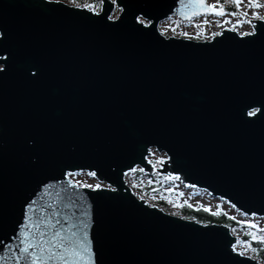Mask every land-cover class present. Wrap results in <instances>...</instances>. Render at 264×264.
Instances as JSON below:
<instances>
[{"label":"water","instance_id":"obj_1","mask_svg":"<svg viewBox=\"0 0 264 264\" xmlns=\"http://www.w3.org/2000/svg\"><path fill=\"white\" fill-rule=\"evenodd\" d=\"M98 1L0 0V264H264L127 179L140 165L264 216V18L200 39L160 22L209 0Z\"/></svg>","mask_w":264,"mask_h":264},{"label":"rangeland","instance_id":"obj_2","mask_svg":"<svg viewBox=\"0 0 264 264\" xmlns=\"http://www.w3.org/2000/svg\"><path fill=\"white\" fill-rule=\"evenodd\" d=\"M70 4L75 5H92L94 9H100V2L92 0H65ZM209 2L222 7L234 6L233 9L225 10L224 15H216L215 13L208 12L198 15L191 20H181L178 17H172L160 22V29L166 34H174L179 36H189L193 38H210L213 35L219 33L223 28H235L240 32H248L253 30L251 23H239L242 20L250 21L252 18H264V0H255V3L262 5L261 7H250V0H240V4L237 7L234 0H209ZM225 5V6H223ZM121 11L117 8L113 13V16H117ZM231 13H239V15H231ZM247 13V16L243 14ZM208 21V23H205ZM230 21V23H224ZM167 156L165 152H159L153 150L150 155L157 165L164 160ZM140 166H137V168ZM134 176L133 184H137L141 187L150 186L149 192L153 198H163L171 200L174 203L191 202L192 204L202 205L210 209H222L228 211L229 214L235 216L242 225H237L234 229L236 235H238V242L236 247L243 250L244 253L254 254V249L247 239L244 237L243 232L249 231L251 238L264 237V216L247 215L242 211H239L234 205L224 198L213 195L211 191L201 189L195 186H190L182 183L176 175L170 176L162 172H158L154 175H141L136 173V170H132ZM130 173V172H129ZM127 174V179L131 175ZM73 178L81 183L90 186L107 185L105 182H100L96 177L87 172H75L72 174ZM264 242V240H262Z\"/></svg>","mask_w":264,"mask_h":264},{"label":"trees","instance_id":"obj_3","mask_svg":"<svg viewBox=\"0 0 264 264\" xmlns=\"http://www.w3.org/2000/svg\"><path fill=\"white\" fill-rule=\"evenodd\" d=\"M95 1V0H92ZM225 6V5H223ZM234 6H226L224 7L226 10L233 9ZM229 8V9H228ZM179 21H181L179 19ZM139 173V170L136 171ZM130 182H133L134 176L131 173V177L128 179ZM135 191L140 195L146 197L152 204H158L164 207L166 210L171 211L176 214H180L187 217H193L204 222H225L232 226V230L234 231L237 225H242L241 221H239L235 216L228 213L225 210H218V209H210L208 207L202 205L192 204L191 202H183V203H174L171 200H166L163 198H153L150 196L149 192L145 191L150 186L141 187L137 184L130 183ZM150 190V188H148ZM243 236L247 237L250 241L253 249H254V256L259 257L261 260L264 261V242L259 240L258 238H251L252 236L249 234V231H244ZM243 251V250H242ZM244 252V251H243Z\"/></svg>","mask_w":264,"mask_h":264},{"label":"snow or ice","instance_id":"obj_4","mask_svg":"<svg viewBox=\"0 0 264 264\" xmlns=\"http://www.w3.org/2000/svg\"><path fill=\"white\" fill-rule=\"evenodd\" d=\"M234 2L236 3L237 7L239 6L240 4V0H234ZM249 6L250 7H261L262 5L258 4V3H255V0H250V3H249ZM86 7H93L92 5H86ZM206 7H209L211 11L215 12L216 15H224V11H223V7L221 6V8L219 10H217L216 6L215 5H211V6H206ZM231 15H239V13H231ZM244 16H247V13H244L243 14ZM257 18H260V17H257ZM205 23H208V21H205ZM224 23H230V21H225ZM239 23L243 24V23H251V21H248V20H242V21H239ZM88 186V185H86ZM90 187V186H89ZM95 187H99V185H96ZM76 236V233H72L71 236L69 237H63L61 238L60 237V233L57 232L54 234L53 236V240L52 241H49L48 243H52L54 244L55 247H61V248H65V251H68L70 253H73L77 256H79L81 259L83 258V255H84V252L82 251H77L75 248H73L71 245H72V237H75ZM262 240H264V237L261 238ZM59 241V242H57ZM64 241H68V246L66 247L65 246V243ZM80 246L82 248H84L85 251H90V249H87V246L85 244H83L82 241H80ZM31 247V245L29 246H26L24 247L22 250L27 253L28 252V248ZM42 251H44V249H42ZM48 252L52 253V255H50L48 258L49 259H52V256L55 255V253L52 252V249L49 248L47 249ZM243 254V253H242ZM30 255H34V254H30ZM42 258L40 256H35V259L31 261V264H36V261L38 260H41ZM60 259H64L63 256L60 257Z\"/></svg>","mask_w":264,"mask_h":264},{"label":"flooded vegetation","instance_id":"obj_5","mask_svg":"<svg viewBox=\"0 0 264 264\" xmlns=\"http://www.w3.org/2000/svg\"><path fill=\"white\" fill-rule=\"evenodd\" d=\"M97 2H100V4L102 5V1H98V0H96ZM85 6H86V4H84ZM101 5H100V9H101ZM224 8V7H223ZM99 9V10H100ZM225 9V8H224ZM98 10V9H97ZM226 10V9H225ZM152 150H154V152L155 151H157L155 148H152ZM149 159L154 163V165H155V167H157V166H160V165H157L155 162H154V160H153V158H151L150 156H149ZM161 163V162H160ZM138 166H140V165H138ZM137 171V170H139V173L138 174H141V175H154V174H156V173H158L159 171L158 170H155L154 171V173L152 174V173H148V172H146L144 169H143V167L142 166H140V167H138L137 168V166L134 168V171ZM83 172V171H82ZM84 172H86V171H84ZM130 172V173H129ZM128 173H129V175H131V173L133 172L132 170L131 171H129ZM127 173V174H128ZM72 174L73 173H71V177L73 178V176H72ZM87 174H88V172H87ZM74 179V178H73ZM75 180V179H74ZM76 181V180H75ZM77 182V181H76ZM77 183H79V182H77ZM79 184H81V183H79ZM107 184V183H106ZM81 185H87V184H81ZM90 186V185H89ZM94 187V186H93Z\"/></svg>","mask_w":264,"mask_h":264},{"label":"bare ground","instance_id":"obj_6","mask_svg":"<svg viewBox=\"0 0 264 264\" xmlns=\"http://www.w3.org/2000/svg\"><path fill=\"white\" fill-rule=\"evenodd\" d=\"M175 18V17H174ZM179 18V17H178ZM180 20H183V19H181V18H179ZM183 183V182H182Z\"/></svg>","mask_w":264,"mask_h":264}]
</instances>
